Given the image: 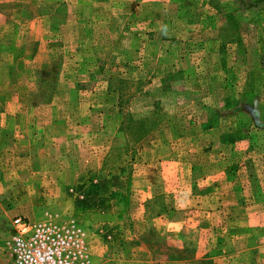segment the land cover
<instances>
[{
	"label": "rangeland",
	"instance_id": "1",
	"mask_svg": "<svg viewBox=\"0 0 264 264\" xmlns=\"http://www.w3.org/2000/svg\"><path fill=\"white\" fill-rule=\"evenodd\" d=\"M0 27L50 56L0 76L8 113L22 109L0 133L16 140L0 150V264L15 217L73 222L92 264H194L222 247L217 264L264 263L229 240L222 199L201 196L218 152L264 176V0H0Z\"/></svg>",
	"mask_w": 264,
	"mask_h": 264
},
{
	"label": "crops",
	"instance_id": "2",
	"mask_svg": "<svg viewBox=\"0 0 264 264\" xmlns=\"http://www.w3.org/2000/svg\"><path fill=\"white\" fill-rule=\"evenodd\" d=\"M43 17L44 16H41L42 20ZM52 19L53 18H51V20ZM50 31H53V29ZM7 32V30L0 27V70H2L0 71V76H5L7 74L8 77H22V71L27 70L25 66L27 63H25V60H32V67H34L33 63H36L34 65L37 70H42L46 64H49L50 56H48V59L37 63L35 62L36 57H33L32 52H28L26 47H22V43L16 44L14 42H8V40L5 42V36L7 35V38L10 37V33ZM49 52L48 50V53ZM22 54H24L26 58L23 59ZM6 91L11 92V90ZM16 91L21 94L20 91H22V87L19 86L17 90L13 89V92ZM38 91L40 90L38 89ZM28 93L29 92L25 91L22 92V98L19 96L21 106L23 102L28 100V96L26 95ZM8 98L9 96L7 93L6 95L0 94V115L5 116L6 119L8 117L6 124H0V133L3 134V136H5L7 132L10 133L9 135L13 132L16 133L15 127L13 130V126L15 125L14 122L19 120L21 116V114L18 113H22V109H18L13 113H8L6 108L10 103L7 102ZM2 102H4L5 107H3L4 105ZM21 130L22 126L19 131ZM12 139L7 140L9 143L0 140V150H6V148L15 145L14 135ZM20 143H22V141ZM227 151L229 150L221 153L218 152L217 156L219 158L216 163H220V165L224 166L221 169L222 173L210 178L211 182L208 185L212 188L209 189V193H202L201 196L210 194L211 196H217L222 199V203H220L222 207L215 206V208H217L216 210L214 208L213 212L218 215L219 213H227L229 215V219L226 221V223H228L226 226L228 227L227 229H229L231 238L229 240L234 244L242 245L238 252L239 254L258 250L261 255L264 256V176H260L256 174V172H253L254 175H250L251 172L247 171L246 167H244L245 169L242 168V164L235 163L233 166L231 163L229 164L231 160L229 159L230 156H228L229 153ZM207 180L208 176L205 181ZM216 223L217 222H212L211 227H213L214 224L217 225ZM255 236L259 237L260 240L253 238ZM198 243H200V241ZM221 244H224V242ZM221 244H218L219 249ZM224 248L225 247H222L219 253L215 251V248L212 249L211 253L206 252L202 254L196 252L193 255L192 261L194 264H197V262L200 264H217L225 261L226 251ZM148 257H150V255H148L147 258ZM156 264H182V262L173 261L169 256H166L161 257Z\"/></svg>",
	"mask_w": 264,
	"mask_h": 264
},
{
	"label": "built area",
	"instance_id": "3",
	"mask_svg": "<svg viewBox=\"0 0 264 264\" xmlns=\"http://www.w3.org/2000/svg\"><path fill=\"white\" fill-rule=\"evenodd\" d=\"M11 264H92L85 238L73 222L15 217L9 236Z\"/></svg>",
	"mask_w": 264,
	"mask_h": 264
}]
</instances>
